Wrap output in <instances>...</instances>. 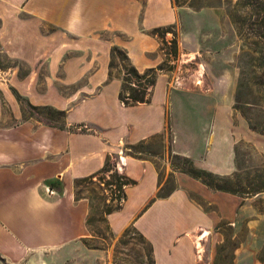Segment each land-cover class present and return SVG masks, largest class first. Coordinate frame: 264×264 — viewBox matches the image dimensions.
Returning a JSON list of instances; mask_svg holds the SVG:
<instances>
[{
	"label": "crops",
	"instance_id": "crops-1",
	"mask_svg": "<svg viewBox=\"0 0 264 264\" xmlns=\"http://www.w3.org/2000/svg\"><path fill=\"white\" fill-rule=\"evenodd\" d=\"M178 19L171 0H0V52L27 65L22 75L18 64L3 73L29 102L65 112L62 129L29 120L5 126L0 115V257L14 263L18 256L81 241L89 203L75 199L74 181L96 173L115 154V160L125 158L121 172L135 183L124 187L121 207L107 215L111 230L120 233L133 225L150 242L154 264H198L188 239L197 249L196 238L211 233L216 221L204 203L211 206L213 194L221 192L181 175L183 183L158 197L153 160L121 153L124 146L170 129V154L227 174L232 143L226 109L214 120V145L208 147L204 95L167 89V78L159 74L148 103L124 106L119 79L108 76L113 46L123 49L138 71L159 65V43L151 31ZM176 104L196 130L188 149L177 146L171 115Z\"/></svg>",
	"mask_w": 264,
	"mask_h": 264
},
{
	"label": "rangeland",
	"instance_id": "rangeland-1",
	"mask_svg": "<svg viewBox=\"0 0 264 264\" xmlns=\"http://www.w3.org/2000/svg\"><path fill=\"white\" fill-rule=\"evenodd\" d=\"M171 2L178 10L179 19L156 36L161 56L159 65L164 66L159 74L167 78L166 88L204 95L209 103L204 128L208 147L214 145V131L217 130L214 120L220 109H226L227 139L232 147L229 146L228 154L230 171L222 175L231 176L240 187L264 181V0ZM172 39H176L178 50L174 59L165 53L170 52ZM16 64L7 53L0 52V115L4 125L15 126L29 120L36 126H65V118L48 109L52 106L33 104L12 87L8 73L3 72ZM18 66L20 74H24L27 65L20 63ZM111 72V78L119 79L122 84L124 70L117 54ZM199 72L202 78L198 77ZM197 80L201 82L196 83ZM108 101L113 102L111 93ZM184 113L176 104L171 115L178 135L177 146L188 149L192 147L196 130ZM166 114L170 121L169 108ZM132 115L138 117L139 113L134 111ZM166 132V135L124 146V153H121L153 160L158 171V191L163 193L177 188L179 181L182 182L181 175L192 178L182 172L190 169L189 163L182 156L179 159L169 153L170 129ZM114 156L106 160L107 165L115 164ZM100 176L104 173H96L92 179L94 183L84 181L73 186L74 195L76 192L81 197H89L86 199L92 204L81 241L36 255L18 256L14 263L0 257V264H153L150 242L133 225L114 233L101 214L105 206L115 203L112 200L115 194L97 188L95 180ZM104 177L109 179V176ZM211 190L221 193L213 194L211 206L204 203L216 222L202 241L201 258L194 239H188L197 263L264 264V191L238 195Z\"/></svg>",
	"mask_w": 264,
	"mask_h": 264
},
{
	"label": "trees",
	"instance_id": "trees-1",
	"mask_svg": "<svg viewBox=\"0 0 264 264\" xmlns=\"http://www.w3.org/2000/svg\"><path fill=\"white\" fill-rule=\"evenodd\" d=\"M167 28L161 27V28H155L151 31V34L154 36H158L160 34V31L163 32ZM164 44L167 43V41L163 42ZM171 50L170 52H165L166 55L171 56L173 59L177 56V41L176 39H172L169 41ZM115 54L118 55L120 59V65L123 68V76L121 78V88L119 91L118 98L123 103L124 106H134L139 103H148L150 100L151 90L154 87L156 83L157 76L161 70L164 69L163 64L157 65L155 67L146 68L143 71H138L130 62L129 57L127 53L117 47L113 46L110 50V61H109V78L112 77V68H113V61ZM169 60V59H168ZM20 97L17 96V99ZM30 105V104H29ZM48 109H51L54 112H57L59 115L65 118V112L55 110L52 107H48ZM53 126V125H52ZM59 129L64 128L53 126ZM256 130V129H255ZM174 157L181 159V155L173 154ZM183 160L188 162L190 165V169L188 170H182V172L187 173L189 176L200 180L203 184L208 186L209 188L216 190V191H222V192H228L232 194H245V195H253L255 193L264 191V181L253 184V185H246L245 187H240V185H237L232 181L231 176L229 175H219L215 174L213 172H210L208 170L199 168L193 164L191 160H189L188 157L182 156ZM113 164L107 165L106 161L103 167L97 171L96 173H105L112 169ZM95 173V174H96ZM95 174L76 179L74 181V185L76 186L80 182L89 181L91 183L93 182V176ZM104 176L96 177L97 183L95 184L99 190H110V192L114 193L115 196L112 198V200H115V203L109 206H105V208L102 209L101 214L106 220V216L110 214L113 211L118 210L121 207L122 202L124 201V187L127 185L134 184L135 181L132 179H129L127 176H125L123 173H118L117 171H113L109 174V179H105ZM47 185L50 187L55 188L58 192H61V189L58 185H55L54 183L47 181ZM100 184V185H99ZM103 186V187H102ZM169 192H161L160 190L157 192L158 197H165L167 196ZM84 198L79 196L75 192V199ZM89 199V197H86ZM90 209H92V204L89 203ZM89 214V213H88ZM88 222V218H87ZM151 252H152V246H151ZM154 264V261H153Z\"/></svg>",
	"mask_w": 264,
	"mask_h": 264
},
{
	"label": "bare ground",
	"instance_id": "bare-ground-1",
	"mask_svg": "<svg viewBox=\"0 0 264 264\" xmlns=\"http://www.w3.org/2000/svg\"><path fill=\"white\" fill-rule=\"evenodd\" d=\"M202 69H203V66H202ZM199 71H200V65H199ZM198 77L199 78H202L203 77V74L202 72L198 74ZM201 80H197L196 83H200ZM123 157V156H122ZM122 160L125 161V158L123 157ZM210 232L208 231H205L203 232V234L201 236H198L196 238V246H197V252H198V255H200L201 253H199V251L203 252V245H202V241L204 240L205 237H207L209 235Z\"/></svg>",
	"mask_w": 264,
	"mask_h": 264
},
{
	"label": "built area",
	"instance_id": "built-area-1",
	"mask_svg": "<svg viewBox=\"0 0 264 264\" xmlns=\"http://www.w3.org/2000/svg\"><path fill=\"white\" fill-rule=\"evenodd\" d=\"M119 162L122 163V157H120V156L118 157L117 160H115V164H113L112 169H110L109 171H107L105 173V175L106 176H109V174L112 173L113 171H117L118 173H122L121 172V167L119 166ZM49 192H53V191H49Z\"/></svg>",
	"mask_w": 264,
	"mask_h": 264
}]
</instances>
